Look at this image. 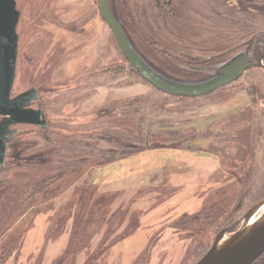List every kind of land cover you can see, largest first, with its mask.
Wrapping results in <instances>:
<instances>
[{
    "label": "rangeland",
    "instance_id": "1",
    "mask_svg": "<svg viewBox=\"0 0 264 264\" xmlns=\"http://www.w3.org/2000/svg\"><path fill=\"white\" fill-rule=\"evenodd\" d=\"M112 3L159 74L210 78L183 50L205 53L222 40L212 25L224 19L221 2ZM18 8L13 94L36 85L34 106L49 126L19 125L10 145L0 264H194L220 230L241 225L264 198V114L242 79L201 96L171 94L126 59L98 0H19ZM258 259L264 264V252Z\"/></svg>",
    "mask_w": 264,
    "mask_h": 264
},
{
    "label": "water",
    "instance_id": "2",
    "mask_svg": "<svg viewBox=\"0 0 264 264\" xmlns=\"http://www.w3.org/2000/svg\"><path fill=\"white\" fill-rule=\"evenodd\" d=\"M100 12L112 27L118 44L132 66L153 86L180 96H201L238 77L245 67L244 58L227 62L215 77L198 83L165 78L154 70L131 43L125 29L113 14L110 1L100 0ZM21 10L17 0H0V175L5 165L8 142L22 123L48 124L44 107H34L39 99L36 86L13 95L19 54L18 24ZM254 218V219H253ZM264 252V198L244 215L236 229L220 230L212 245L194 264H252Z\"/></svg>",
    "mask_w": 264,
    "mask_h": 264
},
{
    "label": "flooded vegetation",
    "instance_id": "3",
    "mask_svg": "<svg viewBox=\"0 0 264 264\" xmlns=\"http://www.w3.org/2000/svg\"><path fill=\"white\" fill-rule=\"evenodd\" d=\"M109 1H110V7H111L113 14L118 18V20L122 24L123 28L125 29L128 37L131 41V43L136 48V50L142 55V57L148 62L147 57H145L142 54V52L138 49V47L133 43L132 38L130 37L128 31L126 30L122 20H120V18L116 14V12L113 8L112 0H109ZM217 1L222 3V12H223L222 16L224 19H221V26L217 25L220 28L214 24H212V25H213V27H216V28L221 30L220 39H222V40L221 41L211 40V42H208L209 44L206 46V52L205 53H199V52H196V50L195 51L183 50V52L185 54H187L188 56L192 55V60L194 63L193 66H195V68H197L199 66L205 68V69L203 68L202 70H197V71H201V72H205V73L207 72L206 73V74H208L207 76L210 75L209 79H211V78L215 77L217 74H219L220 69L227 62H229L233 59L244 58L246 60V63H248L250 65L248 67H245L238 77H236L235 79L231 80L230 82L216 88L213 91L220 90V89L224 90V88H227V86L233 84L234 82H236L239 79L240 80L242 79L241 84L244 88L243 91L245 92V95H247L249 101L251 103H253L255 107L261 109L263 111V114H264V94L263 95L259 94V90L264 88V80H263V78H264V2H261V0H259V1L258 0H217ZM18 2H19V0H17V6H18ZM168 2H169V0H168ZM98 7H99V12H100V0H98ZM230 10L232 11V13L227 14L226 11H230ZM212 11L215 12L214 9H212ZM100 14H101V12H100ZM215 14H216V12H215ZM21 16H22V11H21ZM257 17H261L262 19L258 20ZM102 18H103V16H102ZM105 22L109 25V23L106 20H105ZM109 27L113 32L112 27L110 25H109ZM224 29H226V30L224 31ZM227 29H229L228 32H227ZM113 34H114V32H113ZM114 37L116 39L115 34H114ZM212 38H213V36H212ZM116 41H117V39H116ZM117 43H118V41H117ZM196 47L200 48V46H197V45H196ZM237 49L239 50V52L234 54L230 59L223 61V63L217 67L216 71H214V65L217 61H219V58L223 59L226 54H227V56H229V54L231 52H233ZM120 50H121V48H120ZM18 57H19V54H18ZM251 70H258L259 72H261L260 76L259 77L250 76L248 73ZM245 72H248V73H245ZM209 79H207V80H209ZM32 86H36V85H32ZM32 86H30V87H32ZM37 89H38V92L40 93V90L38 87H37ZM213 91H211V92H213ZM263 91H264V89H263ZM244 92H242V93H244ZM13 95H15V94H13ZM39 99H40V96H39ZM38 100L33 101L32 105L34 106V102H38ZM0 118H1V116H0ZM19 125H26V124L22 123V124L16 125L18 127V132L15 134L14 138H12L8 142L6 159L8 157L10 145L14 141L17 134L19 133V129H20ZM33 125H35V124H33ZM38 126H40V125H38ZM41 128H43V127H41ZM45 128H47V126ZM260 256H262V254H260L254 261H258L259 260L258 258ZM254 261H253V263H254Z\"/></svg>",
    "mask_w": 264,
    "mask_h": 264
},
{
    "label": "bare ground",
    "instance_id": "4",
    "mask_svg": "<svg viewBox=\"0 0 264 264\" xmlns=\"http://www.w3.org/2000/svg\"><path fill=\"white\" fill-rule=\"evenodd\" d=\"M18 32H19V30H18ZM19 38H20V35H19ZM17 70H18V64H17ZM16 77H17V75H16ZM16 80V79H15ZM14 86H15V83H14ZM14 88V87H13ZM13 94V93H12ZM39 96L41 97V95H40V93H39ZM45 110V109H44ZM45 114H46V116H47V120H48V125H47V127L49 126V118H48V115H47V111L45 110ZM26 124V126H30V125H33V124H28V123H25ZM5 164H7V159H6V161H5ZM254 219V218H253ZM11 263V260H10V262L8 263V264H10Z\"/></svg>",
    "mask_w": 264,
    "mask_h": 264
},
{
    "label": "crops",
    "instance_id": "5",
    "mask_svg": "<svg viewBox=\"0 0 264 264\" xmlns=\"http://www.w3.org/2000/svg\"><path fill=\"white\" fill-rule=\"evenodd\" d=\"M130 241H128L127 240V242H126V244H128ZM141 242V241H140ZM138 240H137V244L136 245H138V243H140ZM132 244V243H131ZM138 248H140L141 249V251H142V249L145 247V243H143V241H142V243H140V245L139 246H137Z\"/></svg>",
    "mask_w": 264,
    "mask_h": 264
}]
</instances>
